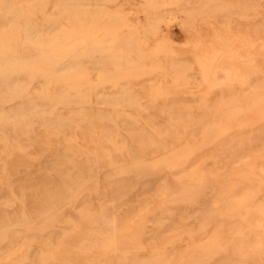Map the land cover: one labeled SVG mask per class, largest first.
Wrapping results in <instances>:
<instances>
[{"label": "bare ground", "instance_id": "1", "mask_svg": "<svg viewBox=\"0 0 264 264\" xmlns=\"http://www.w3.org/2000/svg\"><path fill=\"white\" fill-rule=\"evenodd\" d=\"M57 1L0 0V264H264V47L257 52L262 57H256L261 59L260 71L251 70L249 84L228 89L214 80H223L227 67L233 70L231 65L237 68L238 63L228 64L230 52L223 54L222 48V55L218 49L211 56L203 54L210 44L200 56L184 51L177 67L164 61L167 53L161 48L152 58L146 52L149 59H144L138 51L144 37L130 35L144 36L139 31L149 20L143 21V29L137 26H143L141 17L149 19L147 12L154 11V20L148 0L144 3L150 10L139 11L145 14L137 20L140 24L131 21L138 24L132 27L128 20L139 9L129 5L130 16L118 12L124 18L117 20L119 15L113 14L109 24V17L102 16L105 11L98 15L94 7L107 0L83 1L93 3L99 23L85 8L89 5ZM204 1L193 5L206 10L204 15L194 8L200 17L218 12L217 7L222 10L221 1H212H217L210 5L217 9L213 12L207 9L211 2ZM230 1L243 14L235 17L240 27L231 26L233 32L242 29L246 40L230 30L236 37L228 38L231 45L217 39L218 44L228 43L232 51L238 42L233 56L243 60L246 49L250 57L242 62L251 56L254 60V46L264 44V0ZM104 6H97L98 11ZM100 18L109 26L102 27ZM242 19L247 24L241 27ZM145 31L146 36L153 34ZM90 34L98 47L94 42L92 48H83L87 43H80ZM239 38H249L248 45L240 42L243 51ZM126 39L137 43L130 46ZM71 40L78 41L77 49L67 48ZM126 44L130 49L122 51ZM24 45L36 54L46 49L54 56L39 68L17 57ZM189 48L198 45L191 42ZM240 51L244 56L237 55ZM218 61L228 64L222 74L219 70L222 79ZM207 64L211 67L206 69ZM201 65L218 76L211 75V81L206 73L189 83L186 67ZM76 70L88 74L82 85L52 89V74ZM209 82L213 94H208ZM171 92H178L180 99L168 100ZM107 218L112 220L109 227Z\"/></svg>", "mask_w": 264, "mask_h": 264}, {"label": "rangeland", "instance_id": "2", "mask_svg": "<svg viewBox=\"0 0 264 264\" xmlns=\"http://www.w3.org/2000/svg\"><path fill=\"white\" fill-rule=\"evenodd\" d=\"M57 0H52V2H55L56 4H58V1L56 2ZM62 1V0H61ZM64 1V3L66 2L65 0H63ZM63 1L62 2H60V0H59V3H63ZM69 2H72V1H70V0H68ZM79 1V2H78ZM77 1V4H81V6H83V4L84 5H89V4H87V2L85 1V2H83L84 0H78ZM80 1H81V3H80ZM90 1V0H89ZM88 1V2H89ZM92 1V0H91ZM90 1V2H91ZM95 0H93V3H96V1L94 2ZM104 2L105 0H98L97 2ZM108 1V2H107ZM106 2L108 3V4H106L105 2V6H106V10H105V6H104V3H103V5L102 4H100V5H95L94 7H96V13H98V15H99V13H101V12H104L105 11V13H106V15H104V13H102L103 15L102 16H108L109 18H107L106 17V19H109L110 21H109V24H110V22L111 23H113L114 21H112V20H114L115 19V16H117V15H122L123 14V12L125 13V14H127V15H129L128 13H130V15H131V10H129L130 8H133V9H135L134 11H136V10H138V11H136L137 13H135V14H137L136 15V17H130V19L132 18V20H128V16L126 15V17H127V19L126 20H128L129 22H128V24H130V22L131 21H134V22H138L137 20H139V18H140V15L141 16H144V14L145 13H139V11H143L144 9H146V11H149L151 8V10L150 11H152V10H155V13H156V17L155 16H153L154 17V20H152L151 18H152V13L154 12V11H152V13L151 12H149V14H145L146 15V17H147V15H149V19H143V18H145V17H141L140 18V20L142 21V23H141V21H139L138 22V24H140V25H143V26H140L139 27V25L138 24H134L133 22H131V25H129V26H133V25H138L137 26V28H140V29H143L142 27H145V26H147L146 27V29L145 30H147V33L151 30V32L150 33H153L152 35H155L154 34V31L156 32V45L153 43L154 41H153V36L150 34V36L147 34V36H146V34H144V33H146V31L145 30H140L139 31V33H141V31H143L141 34H143L144 36H140L137 32H135L136 34H131V33H133L132 32V30H134V28H136V27H134V28H132V29H129V30H131V31H129L130 33H129V35L131 36V39H135L134 37H136V36H138V38L140 39V37H144L145 39H146V41H145V39L143 38L142 40H139V39H137V37H136V39L135 40H139L138 42V44L139 45H141L140 44V42H142V48H144V50L142 51L141 50V46L139 47V52L141 51V54H145L143 57H144V59L148 56V54H149V52H150V54H149V57L150 58H152V56H154L155 54H158L159 52H160V48H161V50L162 51H164V52H166L167 53V55L164 57V61H166V63L168 64V65H175V67H177L176 66V64L177 63H179V59H178V57H179V55H182L183 54V52L184 51H187V52H189V51H191V52H193L192 54L193 55H198V56H200V55H203V54H206V52H207V55H209L208 53H210V52H213L214 50V52H216V50H218L219 49V51H217V54L219 53L220 55H222L221 53H223V54H226L227 52V54H229V52H230V54L228 55V56H226L225 58V60H227V63H228V61H233L234 62V64L236 65V63H238L237 64V68H236V66H234L233 64L231 65V62H229L228 64H230L231 66H233V70H231V69H229V68H232V67H230L229 66V68L227 67L228 66V64L226 65V62L224 61V62H217L218 64H215V66H217V69H218V73H219V70H220V73L222 74L224 71L223 70H225V68L227 67V71H231V72H229L228 74H231V75H229V77L228 76H225L224 77V75L227 73V71L224 73V74H222L223 75V80H218V75H217V72L216 73H211L210 75H209V72L206 70L207 68H210L211 67V65L210 66H208L209 64H207L205 67H206V71L204 70V66L203 65H201L200 67H195V66H191V70L189 69L190 67H186V68H188V71H191V73L190 72H188L189 74L185 77L186 79H187V81L188 80H190L189 81V83H191V81H193L194 79L193 78H195L196 76H204V75H206V73H207V75L210 77L209 78V80H211V78H213L214 76L215 77H217V79H216V81L214 80V82H216L217 84H219L220 82H223L224 84H225V86H226V88H228V89H230V88H232L234 85H236L237 87H244V85H248L249 84V78H250V74L249 73H252V72H255V71H257V72H259L260 71V69H259V67L258 66H260V61H261V54H257V52L259 53L260 51H261V49L264 47V44L263 43H261V41H258V42H260L261 44L260 45H258V47H257V45L256 46H254V47H256V49L257 50H255V56H254V60H253V56H251V60L249 59V60H247V61H245V62H242L243 60H244V58L245 57H248L249 56V53L247 52V50L245 49V51L244 52H246V54H245V57L243 58V60L241 59V58H239L238 56H235V54L238 52V50L239 49H237L238 47H237V44H238V42H237V44H236V48L234 47L233 49L235 50H232V51H234L235 52V54H234V56H233V54L231 53L232 51H231V48L230 47H228L229 46V44L231 45V43H229L227 40H228V38L229 37H232V35L234 34H238V33H236V32H233V30L234 31H236V28L235 29H232V27L234 28V26L235 25H238L239 26V24L237 23V17H239V15L241 14V15H243L242 13H239L240 11H237V9L239 10V7H240V5L238 6L236 3H231V1L230 0H219V1H221V3H222V5L220 4V7L221 6H223V7H221L222 8V10L224 9V12H220V13H218L219 12V10H221V9H219V7H217L218 8V12L216 11L217 9L216 8H214V10L216 11V13H211V15H207V16H205V17H203V15H202V17H200L199 15H201V14H199V12H197V11H199V10H201L202 11V8L201 7H203L204 5H202L200 8L201 9H198L197 10V8L200 6V5H198V7L197 8H195L197 5H195L196 3H197V0L196 1H194L195 2V4H194V2L192 3L190 0H148V3L149 2H151V4L152 5H150L149 6V4L148 3H144V0L143 1H140V0H129V1H126V0H116V3L114 4L113 2L115 1V0H111V4L109 5V0H107ZM120 1L122 2L121 4H120ZM136 1H140V2H142V3H140V4H137V3H139V2H136ZM199 1V0H198ZM203 1V0H202ZM205 1H208V0H205ZM204 1V2H205ZM210 2H211V4H209V3H206V4H208L209 6L211 5L212 6V4L214 5L217 1H214L213 3H212V1L213 0H209ZM208 1V2H209ZM68 2V3H69ZM147 2V1H146ZM158 2V3H157ZM235 2H237V1H235ZM240 2V0L237 2V3H239ZM242 3H243V1H241ZM63 3V4H64ZM67 3V4H68ZM73 3V2H72ZM75 4H76V0H75V2H74ZM93 3H92V5L91 6H93ZM112 3H113V5H112ZM118 3H119V5H118ZM244 3H246V2H244ZM75 4H73V5H71V6H74ZM135 4H137V5H135ZM200 4V3H199ZM89 5V6H90ZM109 5V7L107 8V6ZM128 5H129V7H128ZM155 6V7H152V6ZM193 5H195V9L197 10V11H195L194 10V8H193ZM86 7L85 6V8L88 10L89 8V10H92V9H94V10H92V11H89L88 10V12H94L95 11V8L93 7ZM99 7V9H101V7L102 6H104L102 9V11H98L99 9H97L98 7ZM150 7V9L148 10V8ZM208 7L207 6V9L209 8H212V7ZM219 6V5H218ZM243 6V5H242ZM246 6V5H245ZM121 7V8H120ZM144 7H146V8H144ZM148 7V8H147ZM256 7V6H255ZM111 8H113V13H111L112 12V9L110 10ZM116 8H118V11H117V9ZM127 8H128V10H127ZM155 8V9H154ZM206 8V7H205ZM213 8L212 9H210L211 10V12H213L212 10H213ZM240 8H242V7H240ZM246 8V7H245ZM258 8V7H257ZM107 9L108 10H110V12L109 11H107ZM133 9H132V12H133ZM208 9V10H209ZM247 9V8H246ZM250 9V8H249ZM251 9H252V11H254V13H256L257 12V10H255V8L254 7H251ZM254 9V10H253ZM86 10V11H87ZM205 10V9H204ZM221 10V11H222ZM243 10V9H242ZM262 10V9H261ZM108 13H110V14H107V12ZM127 11H130V12H127ZM164 11V12H163ZM173 11V12H172ZM193 11H195V12H197V13H195V12H193ZM214 11V12H215ZM245 11V10H244ZM248 11V10H247ZM250 11V10H249ZM248 11V12H249ZM251 11V12H252ZM258 11H259V8H258ZM118 12H119V14H118ZM145 12V11H144ZM193 12V13H192ZM203 13H204V15H206L205 13H206V10L205 11H202ZM210 12V11H209ZM250 12V13H251ZM151 13V14H150ZM172 13V14H171ZM201 13V12H200ZM244 13V12H243ZM247 13V12H246ZM246 13L244 14V15H246ZM249 13V14H250ZM90 14V13H89ZM94 14V13H93ZM91 14L92 15V17H94V20H95V18H97V20H98V23H99V18L98 17H95V16H98V15H96V14ZM115 16H114V15ZM117 14V15H116ZM134 14V15H135ZM138 14H139V17H138ZM154 14V13H153ZM190 14H191V16H190ZM195 14H197V16H199V17H197V16H194ZM210 14V13H209ZM91 15H88L89 17L91 16ZM120 15L119 16H117L116 17V19L118 18V17H120ZM129 15V16H130ZM132 15H133V13H132ZM240 15V16H241ZM253 15V14H252ZM250 16L252 19H254L253 18V16ZM113 16H114V18H113ZM123 16H125V15H123ZM248 16V14L245 16V17H247ZM125 17V18H126ZM235 17H236V19H235ZM244 17V16H243ZM249 17V18H250ZM87 18V16L85 17V20H88V18ZM104 18V17H103ZM111 18H113L112 20H111ZM124 18V17H123ZM122 18V16L120 17V18H118L119 20L120 19H123ZM135 18H138V19H135ZM248 18V17H247ZM250 18V19H251ZM80 19H84V18H82V17H80ZM91 19V18H90ZM90 19L88 20L89 22H91L90 21ZM105 19V18H104ZM117 19V20H118ZM154 21V24L155 25H153L156 29L152 32V29L154 28L152 25V28H151V26L149 27L150 29H149V31H148V26H149V24L150 23H152V21ZM168 19V20H167ZM173 19V20H172ZM234 19L236 20V22H234ZM245 19V18H244ZM244 19H242V21H241V23L243 22V23H246V22H249L250 20H246V22H245V20ZM93 20V22H97V20H95L94 21ZM100 20H101V18H100ZM125 20V21H126ZM144 20H149V21H147V22H149V23H147L146 21V23L145 22H143ZM164 20H165V22H164ZM222 20V21H221ZM241 20V19H240ZM104 20H101V22H103ZM253 21V20H252ZM105 22V21H104ZM119 22V24H123V23H120V21H118ZM121 22H124V21H121ZM127 22V21H126ZM219 22V23H218ZM251 22V21H250ZM116 23H117V21H116ZM133 23V24H132ZM148 24V25H145V24ZM176 23V24H175ZM181 23V24H180ZM190 23L191 24H193V25H190ZM203 23V24H202ZM240 23V24H241ZM243 23H242V25H241V27L243 26ZM106 25V26H109V25H107V22H105V23H102V25ZM127 24V23H126ZM128 24L126 25V26H128ZM247 24V23H246ZM250 24H252V23H249V25L248 26H250ZM253 24L255 25V24H257L256 22L254 23L253 22ZM252 24V25H253ZM104 25L102 26V27H104ZM115 25V24H114ZM113 25V26H114ZM145 25V26H144ZM201 25V26H200ZM202 25H204V26H202ZM251 25V26H252ZM254 25H253V27H254ZM257 25H259V27L260 26H263V25H260V23H258ZM112 26V25H111ZM111 26H110V28H111ZM121 26V25H120ZM126 26H125V22H124V25H123V27H122V29H124V27L126 28ZM129 26L127 27V31H128V28H129ZM232 26V27H231ZM246 26V25H245ZM248 26L246 27V29L245 30H247L248 29ZM115 27V26H114ZM206 27H208V30H207V28ZM240 27V26H239ZM259 27H258V29H259ZM136 28V31H138V29ZM200 28H205L204 30H207V31H204V30H202V29H200ZM231 28V29H230ZM244 28V27H243ZM252 28V27H251ZM255 28V27H254ZM263 28V27H262ZM106 29V28H105ZM104 29V30H105ZM109 29V28H108ZM114 29V28H113ZM112 29V31H114ZM226 29V30H225ZM256 29H257V27H256ZM110 30V29H109ZM109 30L107 31V32H109ZM117 30V29H116ZM125 30V29H124ZM123 30V31H124ZM195 30H197V31H195ZM201 30H202V32H201ZM230 30H231V33L233 32V34H231L230 33ZM240 30H242V29H240ZM240 30H238L237 32H240L239 34L240 35H243V34H241L242 32H243V30H242V32L240 31ZM244 30V31H245ZM260 30V29H259ZM259 30L257 31V32H259ZM102 31V30H101ZM121 31V30H120ZM122 31V32H123ZM127 31H125V32H127ZM135 31V30H134ZM248 31V30H247ZM100 32V31H99ZM110 32H111V30H110ZM109 32V33H110ZM124 32V33H125ZM181 32V33H180ZM246 32V31H245ZM112 33V32H111ZM120 32L118 31L117 33H115V31H114V34H116V36H122V34L120 33ZM124 33H123V35H124ZM205 33V34H204ZM228 33H230V35L231 36H229V34ZM97 34H99V33H97ZM101 34H103V33H101ZM101 34H99L97 37H101ZM106 34V33H105ZM105 34H103V35H105ZM127 34V33H126ZM138 34V35H137ZM214 36H213V35ZM239 34H238V36H239ZM106 35H109L108 33L106 34ZM105 35V36H106ZM128 35V34H127ZM127 35H125V36H127ZM129 35H128V37H129ZM133 35V36H132ZM134 35H136V36H134ZM215 35H217V36H215ZM219 35V36H218ZM233 35V38L236 36L237 37V35H235L234 36ZM151 36H152V38H151ZM244 36V40H246V37H245V35H243ZM108 37H113V36H108ZM108 37H106V38H108ZM119 37V38H120ZM128 37H126V38H128ZM180 37H182V38H180ZM194 37V38H193ZM216 37V38H215ZM235 37V38H236ZM240 37V36H239ZM242 37V36H241ZM88 40H84L82 43H80V44H82V46L83 45H85L86 43V46L87 45H89V47L87 46H84L83 48H86V49H88V48H92L94 45H93V43L95 42V40H93V39H96V37L95 36H91V34L88 36ZM92 38V39H91ZM105 38V39H106ZM114 38V37H113ZM117 39H118V37H116ZM122 38H125V37H122ZM147 38L150 40V38L152 39V40H150V41H147ZM155 38V37H154ZM191 38V39H190ZM213 38V39H212ZM214 38H215V40L217 41V39H218V41L220 42V40H221V45H223L222 43H224L225 44V41L226 42H228V43H226V45L228 44V46L226 47V45H225V47H220V44H218L219 42L217 41V43L216 42H213V41H215L214 40ZM220 38V39H219ZM227 38V39H226ZM243 38V37H242ZM98 39V41H100V39L99 38H97ZM102 39H104V38H102ZM101 39V40H102ZM128 39H130V38H128ZM241 41H239V44H240V42H242V41H244V40H242L241 38H239ZM155 40V39H154ZM187 40V41H186ZM213 40V41H212ZM225 40V41H224ZM229 40H230V38H229ZM103 41V43H104V41L105 40H102ZM101 41V42H102ZM134 41V40H133ZM133 41H129L128 42V40L126 39V42H128V44L130 45V46H132V43L130 44V42H133ZM196 41H198V43L199 42H202V43H197ZM235 41H237V39L235 40ZM143 42H144V44H143ZM191 42H194V43H196L197 45H198V49L197 48H194V49H188V46L190 45V43ZM208 42V43H207ZM211 42V43H210ZM135 43H137V42H133V45L135 44ZM149 43V44H148ZM150 43H151V45H150ZM206 43H207V45H206ZM216 45H219V47H217L216 48V46H214V44ZM235 43V42H234ZM242 43H248L249 44V38H248V40L247 41H245V42H242ZM240 44V45H238L239 46V48L241 47V45L242 46H244L243 44ZM253 43H256L257 44V40H256V42L254 41ZM77 44V46H75V45ZM99 44V43H98ZM98 44L95 42V45L98 47ZM185 44H189V45H185ZM212 46H210V45ZM247 44V45H248ZM259 44V43H258ZM78 45H79V43H78V41H75V40H71L70 42H68L67 43V48H69V50L70 49H73V48H78ZM93 45V46H92ZM128 45V46H129ZM147 45V46H146ZM159 45V46H158ZM185 45V46H184ZM234 46H235V44H233ZM255 45V44H254ZM73 46H75V47H73ZM95 46V47H96ZM130 46L129 47H127V44H126V47L125 46H123V47H125L124 49L122 48V51L123 50H125V51H128V49H130ZM152 46V47H151ZM211 47L210 48V50H209V48L207 49V47ZM224 46V45H223ZM157 47V48H156ZM174 47H175V49H174ZM186 47V48H185ZM199 48L201 49L200 51H198L199 50ZM205 48V49H204ZM212 48H214V49H212ZM223 49L222 51L220 50V49ZM75 49V50H76ZM99 49V48H98ZM97 49V50H98ZM155 49H157V50H155ZM177 49V50H176ZM196 49V50H195ZM204 49V50H203ZM207 49V50H206ZM241 50L242 49H244V48H240ZM84 50V49H83ZM137 50V49H136ZM149 50V51H148ZM195 50V51H194ZM206 50V51H205ZM211 50H213V51H211ZM28 51H30V53L28 52ZM94 51V50H93ZM152 51V52H151ZM161 51V52H162ZM174 51H176V52H174ZM199 53H198V52ZM205 51V52H204ZM243 51V50H242ZM20 52V53H19ZM85 52H87L88 53V50L86 51L85 50ZM89 52H91L90 51V49H89ZM148 54H147V53ZM155 52V54H153ZM160 52V53H161ZM204 52V53H203ZM233 52V53H234ZM93 53V52H92ZM152 53V54H151ZM185 53V52H184ZM201 53H203V54H201ZM241 51L239 52V54H237V55H241V54H243V53H241ZM261 53V52H260ZM29 54H30V56H29ZM40 54V55H39ZM42 54V55H41ZM89 54H91V53H89ZM216 55L217 56V58H218V55L217 54H215V53H212V55ZM231 54H232V56L233 57H237L236 59H237V62H236V60H235V58H233L232 56H231ZM252 54V53H251ZM152 55V56H151ZM213 55V57H216V56H214ZM52 55H51V53L48 51V50H46V49H44V50H41L40 52H38L37 54H36V52H34V48L32 47V46H29V45H24V46H21V48L18 50V53H17V57H19L20 58V60H25V59H27V60H30V61H34L33 63L35 64V62H36V66L37 67H39V68H43L46 64V62H47V59L48 58H50ZM54 56V55H53ZM52 56V57H53ZM210 56H211V53H210ZM241 56H244V54L243 55H241ZM240 56V57H241ZM36 57V58H35ZM220 57V56H219ZM223 57H224V55H223ZM227 57H229V58H227ZM250 57V56H249ZM248 57V58H249ZM256 57H260V58H256ZM91 59H89L88 61H90V60H92V57H90ZM220 58H222V56L220 57ZM231 58H233V59H231ZM239 58V59H238ZM247 58V59H248ZM36 59V60H35ZM146 59H149L148 57L146 58ZM219 59V58H218ZM260 59V61L258 62V60ZM179 60V61H178ZM246 60V59H245ZM255 60H257V62L258 63H256V65L257 64H259V65H257V66H255V65H253V69H249V66H251V64H253V61H255ZM223 61V60H222ZM248 61H250V62H248ZM225 63V64H224ZM242 63V64H241ZM255 63V62H254ZM182 64V63H181ZM222 64H224L223 65V67H222ZM244 64V66L246 67V71H245V74H243L242 72H244V71H241L240 72V70H242L243 68H242V65ZM173 65V66H174ZM180 65V64H179ZM246 65H248V69H247V66ZM215 66L213 67L212 66V68H215ZM220 66H221V68L222 69H220ZM181 67V66H180ZM182 68V67H181ZM224 68V69H223ZM243 69V70H244ZM248 70H255V71H248ZM129 71V70H128ZM127 71V72H128ZM130 71H131V69H130ZM137 71L138 72H140V70H139V68L137 69ZM137 71H132L133 73L135 72H137ZM217 71V70H216ZM222 71V72H221ZM236 71V72H235ZM56 72V71H55ZM54 73V72H53ZM59 72H57L56 74H52V77L53 76H55L53 79H52V82L53 81H55V82H53L54 83V85L51 83V86H52V89H56L57 87H60V88H62V87H64V85H67V86H73L74 88L75 87H79L80 85H82L86 80H87V78H88V74H86L85 72H83L82 70H79V71H73V72H70L69 74L68 73H66V74H61L60 75V73L58 74ZM204 73V74H203ZM220 73H219V75H220ZM238 73V74H237ZM239 73H240V75H239ZM246 73H248V75L246 76ZM214 74H216V75H214ZM56 75H58V77L56 76ZM117 74H115V76H116ZM206 75V76H207ZM211 75H213V77H211ZM222 75H220L219 77H221ZM237 75V76H236ZM245 75V76H244ZM180 76L181 77H184L183 75H181L180 74ZM62 77V78H61ZM179 76L177 75V78H178ZM180 77V78H181ZM215 77L213 78V79H215ZM233 78V79H231V78ZM245 77V78H244ZM248 77V78H247ZM228 78V79H227ZM196 79V78H195ZM221 79H222V77H221ZM225 79H227V82H225L226 80ZM236 79V80H235ZM247 79V80H246ZM232 80V81H231ZM239 80V81H238ZM63 82V83H61V82ZM180 82H182L181 81V79L179 80ZM195 81V80H194ZM212 81V80H211ZM218 81V82H217ZM67 82H68V84H67ZM175 82H178V81H175ZM213 82V83H214ZM58 83V84H57ZM65 83V84H64ZM212 83V84H213ZM255 83V82H254ZM254 83H252L253 85H254ZM62 84V85H61ZM152 84V82L150 81L148 84H146V85H143V86H141V87H147V86H149V85H151ZM211 83L209 82V86H208V90L207 91H209L208 92V94L209 93H212L213 94V92H211L210 90H211V85H210ZM228 84V85H227ZM58 85V86H57ZM57 86V87H56ZM62 86V87H61ZM59 88V89H60ZM143 88V89H144ZM206 88H207V86L205 87V90H204V92H206ZM210 89V90H209ZM212 91H214V92H218V87H213V90ZM206 94H207V92H206ZM224 94V93H223ZM214 95H216V94H214ZM167 99L168 100H170V101H172V102H175V101H177V100H179L180 98H179V95H178V92H171V93H169L168 94V97H167ZM108 222V223H107ZM112 225V220L111 219H109V218H107L106 219V222H105V225L107 226V227H109V226H111Z\"/></svg>", "mask_w": 264, "mask_h": 264}]
</instances>
